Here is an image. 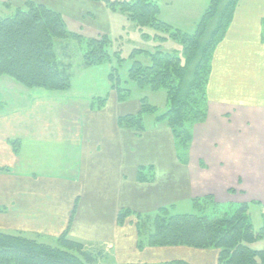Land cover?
<instances>
[{
    "label": "crops",
    "instance_id": "obj_1",
    "mask_svg": "<svg viewBox=\"0 0 264 264\" xmlns=\"http://www.w3.org/2000/svg\"><path fill=\"white\" fill-rule=\"evenodd\" d=\"M196 1L201 4L193 20L197 26L208 2ZM149 40L152 48L159 44ZM171 41L174 47H164ZM161 46L181 50L174 40ZM96 66L76 64L77 76L73 73L67 91L0 79V230L44 239L68 230L74 239L105 247L106 264H218L214 248L139 249L136 216L120 225L118 214L123 208L142 214L177 209L212 195L221 204L249 203L252 220V209L258 207L263 224L264 0H240L215 49L208 115L193 127L187 162L179 160L169 127L142 133L120 127L118 118L137 113L141 98L118 101L108 79L111 63H103L97 88ZM155 92L147 91V97L157 105L151 99ZM103 96L108 97L105 105L96 109L93 99ZM143 165H154L153 182L137 180Z\"/></svg>",
    "mask_w": 264,
    "mask_h": 264
},
{
    "label": "trees",
    "instance_id": "obj_2",
    "mask_svg": "<svg viewBox=\"0 0 264 264\" xmlns=\"http://www.w3.org/2000/svg\"><path fill=\"white\" fill-rule=\"evenodd\" d=\"M93 1H104L113 11L125 13L141 30L152 28L155 32L154 36L143 35L159 44L152 49L134 48L130 53L132 63L126 80L123 81L119 72L126 58L121 55V49L112 51L114 41L109 34L85 38L69 30L60 12L34 0L17 6L11 16H0V79L8 76L27 88L67 91L71 88L76 64L95 66L110 62L108 79L119 102L132 97L131 83L143 90H164L167 96L165 111L147 96L141 97L137 113L118 118L120 127L137 133L150 127H169L179 160L187 162L193 127L204 122L208 115L207 85L214 52L226 36L240 0H209L194 32L183 31L160 19L158 0ZM70 39L82 46L80 60L73 59ZM167 40L179 43L181 50L163 49L161 44ZM107 99V96L98 97L92 104L101 109ZM12 143L16 147L17 143ZM154 179V165L139 166V182ZM191 204L192 212L174 214L170 207L147 214L123 208L119 211L118 223L122 225L129 216H136L139 249L146 246L214 248L219 250L218 264H264V247L251 246L264 239V212L263 225L255 229L249 203L221 204L212 195H206L193 198ZM68 232L44 239L0 230V264L108 262L110 255L105 247L74 239ZM159 264L189 263L174 260Z\"/></svg>",
    "mask_w": 264,
    "mask_h": 264
},
{
    "label": "rangeland",
    "instance_id": "obj_3",
    "mask_svg": "<svg viewBox=\"0 0 264 264\" xmlns=\"http://www.w3.org/2000/svg\"><path fill=\"white\" fill-rule=\"evenodd\" d=\"M27 0H0V16L6 17L11 16L15 13L17 6H22ZM36 2L43 3L48 7L60 12L64 19L66 20L69 30L82 34L85 38L99 36L103 33L109 34L111 39L114 41V47L112 51L121 49V55L126 58L120 67L121 78L126 80L128 78V70L131 66L132 61L129 56L134 48H144L152 49V40L145 38L143 33L154 31L152 28H144L140 30L135 23L130 21L125 13L120 11H113L104 1H93V0H34ZM132 1V0H126ZM207 1L209 4V0ZM4 2L11 3L8 6ZM160 7V19H166L163 21L174 22L182 26L185 30L194 32L196 25H194V19L196 18V13L199 12L201 4L196 0H158ZM207 4V5H208ZM162 12V13H161ZM173 25V24H172ZM70 51L72 53L73 59L80 60L82 58V46L81 44L70 39ZM164 47H174V43L168 42ZM174 44V45H173ZM149 46V47H148ZM78 61H75L77 63ZM115 62V61H114ZM113 62V63H114ZM108 65L110 62H105ZM104 63V64H105ZM99 64L93 70V78H97L98 82L96 84L97 88H101V76L106 66ZM78 71L74 70L75 77ZM110 72V70H109ZM109 74V73H108ZM82 75V74H79ZM4 78L12 79L11 77L5 76ZM85 80L89 81V77H84ZM15 81V80H14ZM89 82H94L92 79ZM88 82V83H89ZM87 83V84H88ZM107 86V85H106ZM132 87V97L141 98L147 96V89L137 88L133 83L130 84ZM105 87V83H104ZM156 94L151 95V99L160 107L161 111L167 109L166 105L163 103L165 100V91L160 90L155 92ZM150 95V94H149ZM192 205L179 206L177 209H172L171 213H187L192 212ZM260 209L255 207L252 209V216L254 220L255 229H260L263 225ZM255 249H260L264 247V239H260L257 242L251 244ZM108 263L107 261H104ZM101 263V264H106Z\"/></svg>",
    "mask_w": 264,
    "mask_h": 264
}]
</instances>
